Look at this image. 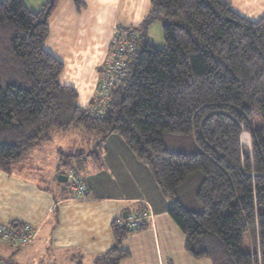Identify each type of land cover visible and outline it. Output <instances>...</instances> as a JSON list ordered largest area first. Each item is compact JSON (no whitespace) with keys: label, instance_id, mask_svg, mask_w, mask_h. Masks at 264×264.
I'll use <instances>...</instances> for the list:
<instances>
[{"label":"trees","instance_id":"trees-1","mask_svg":"<svg viewBox=\"0 0 264 264\" xmlns=\"http://www.w3.org/2000/svg\"><path fill=\"white\" fill-rule=\"evenodd\" d=\"M58 2L32 11L24 0H0V170L12 174L54 132L78 131L84 143L63 153L60 165L83 179L89 164L103 165V144L117 134L169 198L193 257L264 264V125L254 129L250 121L254 112L264 120V16L249 20L224 0H151L139 26L123 27L136 37V51L99 115L60 84L64 65L44 47ZM155 22L162 24L164 48L148 40ZM243 132L250 146L242 144ZM166 137L189 145L171 150ZM188 185L191 205L180 198ZM63 186L75 196L70 178ZM135 213L145 216L147 207L135 204L113 222L114 246L93 264L130 257L123 241L149 224L141 217L137 229L129 228ZM247 230L256 235L252 253L242 246Z\"/></svg>","mask_w":264,"mask_h":264},{"label":"crops","instance_id":"crops-1","mask_svg":"<svg viewBox=\"0 0 264 264\" xmlns=\"http://www.w3.org/2000/svg\"><path fill=\"white\" fill-rule=\"evenodd\" d=\"M29 1L24 0L27 7ZM78 1L81 6L75 0H59L44 47L64 65L60 84L73 88L78 105L88 108L117 29L139 26L150 11L151 0ZM224 1L249 20L264 16V0ZM57 133L61 142L54 137L37 147L15 165L12 174L0 170V225L33 224L39 230L37 238L25 246L0 240L2 264L6 260L12 264H93L114 246L113 222L138 203L152 216L146 219V229L132 232L123 241L130 257L121 264H213L186 250V236L169 213V198L149 167L117 134L109 135L103 144V165L89 164L82 173L88 195H66L62 191L66 182L57 177L68 176L61 158L63 153L75 152L78 137L74 135L69 142L70 135Z\"/></svg>","mask_w":264,"mask_h":264},{"label":"built area","instance_id":"built-area-1","mask_svg":"<svg viewBox=\"0 0 264 264\" xmlns=\"http://www.w3.org/2000/svg\"><path fill=\"white\" fill-rule=\"evenodd\" d=\"M124 30L123 27L117 29L112 48L104 63L102 75L92 100L93 104L90 105L91 110L99 115L103 114V109L109 101L112 88L127 76L131 66V56L136 51V44L133 41L136 37H133V32H124ZM244 134L246 135V132ZM242 144L250 146V137L249 142L246 143L242 135ZM69 178L72 179V186L76 192L75 197L85 198L88 195V187L85 182L75 177L71 170L69 171ZM151 216L152 214L149 212L145 216L135 213L129 218L128 226L131 229H137L141 217L145 219ZM38 233L37 226L33 224H25L20 228H16L11 224L0 225V240L17 246L31 244L37 238Z\"/></svg>","mask_w":264,"mask_h":264},{"label":"rangeland","instance_id":"rangeland-1","mask_svg":"<svg viewBox=\"0 0 264 264\" xmlns=\"http://www.w3.org/2000/svg\"><path fill=\"white\" fill-rule=\"evenodd\" d=\"M46 2H47L46 0H43V2H41V0H32V1L30 0L27 3H28V5L30 7L35 9V10H32V11H39V10H41L43 8V6L46 4ZM31 3L34 4V5H31ZM149 42H150V44H152L154 47H157V48H164L166 46L165 39H164L163 27H162V24L160 22H156L150 28ZM250 121H251V125H252V127L254 129H260L264 125L263 117H262V115L259 112H254L251 115V117H250ZM67 134L70 135L69 142L73 141L72 138H73L74 135L78 137V139H74L75 145L79 146L83 142V140L82 141L80 140V138H81L80 134H78L76 132H73V133L72 132H68ZM242 135H243L244 141H246V143L249 142L250 134L246 132V135H245L244 132H243ZM53 136L55 137L57 142H61L62 141V139L59 138L60 135L57 132H54ZM66 141H67V139H66ZM166 142H167L168 148L171 149V150H186V145L187 146L189 145L187 139H184V138L180 139V138H177V137H174V138L173 137H166ZM175 143L177 145H175ZM184 189H185L186 192H185V194L182 193L180 195V198L187 205H191L194 202V200H193L194 192H192V189L190 188L189 185L184 187ZM242 246H243L244 251L245 252H249V253H252V252H254L257 249L256 235L253 232V230H247L244 233L243 238H242ZM6 262H7L6 264H12L11 261L8 263V261L6 260ZM0 264H2V261L0 262Z\"/></svg>","mask_w":264,"mask_h":264},{"label":"water","instance_id":"water-1","mask_svg":"<svg viewBox=\"0 0 264 264\" xmlns=\"http://www.w3.org/2000/svg\"><path fill=\"white\" fill-rule=\"evenodd\" d=\"M68 179H69V176L59 175V177H58V180H59L60 182H67ZM127 216H128V214H127L126 212H124L123 217H124V218H127Z\"/></svg>","mask_w":264,"mask_h":264}]
</instances>
